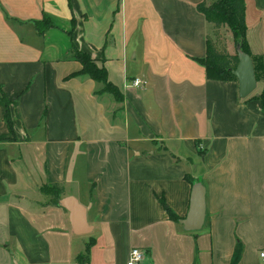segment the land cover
Here are the masks:
<instances>
[{"label": "crops", "instance_id": "0c3cea01", "mask_svg": "<svg viewBox=\"0 0 264 264\" xmlns=\"http://www.w3.org/2000/svg\"><path fill=\"white\" fill-rule=\"evenodd\" d=\"M199 2L0 0V264H127L135 247L138 264H229L237 244L235 264H264V109L248 99L264 89V0H244L260 68L244 98L192 58L211 35ZM43 16L53 27L40 35ZM71 43L121 100L77 73ZM198 176L204 223L186 231ZM50 184L84 206L90 233L72 232Z\"/></svg>", "mask_w": 264, "mask_h": 264}, {"label": "trees", "instance_id": "16d2710c", "mask_svg": "<svg viewBox=\"0 0 264 264\" xmlns=\"http://www.w3.org/2000/svg\"><path fill=\"white\" fill-rule=\"evenodd\" d=\"M197 10L202 12L206 19L210 22L211 35L205 37L206 49L204 57L197 58L192 57L197 63H199L206 74V78L212 80H236V76L233 75L232 70L238 62L236 50L234 53H229L226 46V41L221 32L222 25L228 26L230 29L232 40H234L235 47L239 45L241 50L250 55L247 40H245L246 25H244V0H213L207 2L202 0L197 5ZM53 27V23L47 16H43L39 21H35V30L38 34L42 35L46 29ZM71 54L74 59L81 63V69L77 72L79 74H88L94 81L101 82L99 92H107L113 96L115 100H121L122 94L114 84H112L107 77L105 68L103 66L98 67L94 59L91 58L86 51H80L71 43ZM253 68L255 70V77L258 78L259 66L255 63L253 57ZM254 97L261 103L262 109H264V89L258 95H250L248 99ZM6 103V99L2 95ZM5 120L10 121L5 114ZM42 191L50 193L52 195L53 203L56 204L57 200L61 196L62 186L60 184L45 185L41 188ZM162 206L165 207L168 217L177 221L178 216L161 201ZM92 240V239H91ZM87 243L83 252L76 256V260L80 262H86L88 258V250L90 248L91 241ZM240 245H236L235 251L232 255L229 264H235L240 256Z\"/></svg>", "mask_w": 264, "mask_h": 264}, {"label": "water", "instance_id": "95a60500", "mask_svg": "<svg viewBox=\"0 0 264 264\" xmlns=\"http://www.w3.org/2000/svg\"><path fill=\"white\" fill-rule=\"evenodd\" d=\"M238 62L232 70L233 75L236 76L238 85V95L241 98L247 97L253 92L257 86L255 78V70L253 68V61L250 55L241 50L239 45L235 47ZM191 194L189 201V209L186 215L179 218V222L186 231H194L204 223L205 205L204 195L205 190L198 176L192 182ZM58 205L68 209L69 223L72 227V232L75 234L90 233L92 226L86 223L85 209L82 204L78 202L76 197L65 196L57 200Z\"/></svg>", "mask_w": 264, "mask_h": 264}, {"label": "built area", "instance_id": "2783aa9c", "mask_svg": "<svg viewBox=\"0 0 264 264\" xmlns=\"http://www.w3.org/2000/svg\"><path fill=\"white\" fill-rule=\"evenodd\" d=\"M145 82L146 81L142 80L141 78H133L131 81L133 85L145 84ZM129 252L130 253H129L128 260H127V264H138L141 261L143 257V253H144L138 247L131 248ZM259 256H260L261 261L264 262V250H261L259 252Z\"/></svg>", "mask_w": 264, "mask_h": 264}, {"label": "rangeland", "instance_id": "374dc122", "mask_svg": "<svg viewBox=\"0 0 264 264\" xmlns=\"http://www.w3.org/2000/svg\"><path fill=\"white\" fill-rule=\"evenodd\" d=\"M222 26L223 27L220 30H221V32H223L225 41L229 40V43H230V46H231V50L234 53L235 52V43H234V40H232V35H231V32H230V29L228 28V26H225V25H222ZM252 94H254V93H252Z\"/></svg>", "mask_w": 264, "mask_h": 264}]
</instances>
